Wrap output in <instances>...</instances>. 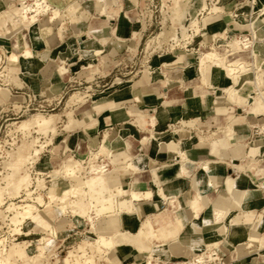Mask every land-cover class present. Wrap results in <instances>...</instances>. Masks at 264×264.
Wrapping results in <instances>:
<instances>
[{
	"label": "crops",
	"instance_id": "obj_1",
	"mask_svg": "<svg viewBox=\"0 0 264 264\" xmlns=\"http://www.w3.org/2000/svg\"><path fill=\"white\" fill-rule=\"evenodd\" d=\"M253 1L223 0L225 13L210 17L206 24L201 18L202 32L196 41L198 38L202 40L195 42L196 45L212 43L217 35L241 37L248 34L253 40L252 49L249 47L237 52L236 60L251 61L255 57L264 70V0H259L254 7ZM83 2L86 1L77 0L76 3L80 7ZM135 3L138 5L139 1ZM91 8V11L85 10L76 14V17L80 19L79 23L95 20L97 26L91 31H95L96 39L103 42L97 43L96 47L103 46L104 52L99 50L108 56L111 63L119 54L127 53L130 48L128 42L136 37L135 31L140 32L134 24L135 19L131 18L139 13L129 0H112L110 3L109 0H96ZM234 12H239V15L233 17L229 14ZM43 20L44 24L51 22L49 17L39 23ZM89 28L90 24L82 30L88 31ZM47 29L51 33L52 27L47 26ZM73 30L64 32L63 37L56 32L51 36L49 49L40 50L47 58L39 70H32L26 76L21 75L18 66L24 90L48 98L62 96L72 86L70 78L64 76L73 73L82 62H87V57L84 59L85 55H82L81 45V39L86 36ZM254 31L257 39H253ZM23 36L27 43L33 45L31 34L27 31L14 35L8 42L2 41L0 48L23 51ZM136 39L138 43L140 40ZM221 40L218 38L216 43ZM185 50L176 51L168 62L170 67H163L166 69L164 79L151 77L122 81V86L114 89L116 93L98 101L96 107L93 106L90 117L96 119L93 125L77 131L63 130L54 145L62 144L66 147L65 152L87 155L92 150H100L106 135H109L110 159L105 163L110 171L108 184L111 187L122 186L128 191L153 193L152 197L133 201L134 211L123 213V222L120 220L114 224L115 229L121 230L115 238L120 244L115 251L120 263L137 264L145 261L155 246L170 250L174 258L170 263L187 262L200 256L198 252L204 248L203 254L207 252L208 245L214 246L213 243H207L209 238L215 239L209 235L214 233L218 241L214 249L223 264H264V134L256 133L264 125V114L248 111L254 96H261L264 100V75L260 89L245 81L238 87L239 91L234 89L231 99L223 92L224 89L236 87L230 85V79L222 74L215 80L211 67L204 81L195 67L197 59ZM54 54L57 56L55 59ZM56 74L61 76L57 81L58 89L61 91L65 86L59 93L51 89L52 78ZM251 81L255 83L254 77ZM108 83L113 85L116 81ZM237 99L238 104L232 101L237 102ZM235 107L243 113L231 115ZM136 111L156 117L160 133L170 135L173 139L170 140L187 152V158L180 155L179 149L172 151L154 142L150 129L153 128L150 124L153 119L148 117V131L132 123L128 126L134 121ZM87 116L83 118L87 120ZM181 121L195 122L196 125L179 127L178 132L171 133V126ZM230 125L233 133L228 138L221 136L213 144L208 140L213 132ZM195 127L211 135L201 141ZM260 143L261 148L255 145ZM254 148H258L259 152L252 153ZM72 157L78 160L75 154ZM140 158H144V163L136 164V170L125 167ZM99 161L101 164L108 160ZM230 180L235 182L234 193L229 189ZM161 190L169 198L165 199ZM201 196L203 199H200ZM220 209L225 212V220L230 218H227V214L231 212V219L238 222L231 224L232 233L226 237L221 231V224L215 222L216 212ZM147 222L156 238L138 236L139 229ZM240 246L243 247L238 251Z\"/></svg>",
	"mask_w": 264,
	"mask_h": 264
},
{
	"label": "rangeland",
	"instance_id": "obj_2",
	"mask_svg": "<svg viewBox=\"0 0 264 264\" xmlns=\"http://www.w3.org/2000/svg\"><path fill=\"white\" fill-rule=\"evenodd\" d=\"M23 1L33 3L35 0H0V43L2 41L8 42L14 35L24 34L27 31L30 32L33 42V45H30L24 40V47L32 49L33 56L27 59L21 57V63H9L8 57L11 53L21 55L22 51H12L7 47L0 48V250L6 249V263L4 262V264H123L120 263L118 258L112 260L110 258L111 249L98 242L101 237L112 238L117 242L115 238L118 237L121 230L115 229L114 224L120 221L123 212H126L124 210L134 209V202H131L130 195L122 196L116 204V206L122 207L121 214L116 207L111 210H107V208L102 210V203H99V200H102L107 205L112 199L111 194L112 191L114 192V188L111 189L108 184L110 171L106 170V173L94 175L92 170L109 162L110 151L105 153L101 147L100 150H95V152L92 150L87 155H78L74 152L78 158L77 161L72 157L74 155L72 152H65L66 147H63L62 144L57 143L54 145L55 139L62 136L63 130L68 132L77 131L93 125L96 122V119L90 118L93 113V106L96 107L98 101L116 93L114 89L122 86V81H135L140 78L150 79L151 77L164 79L166 69L163 67H170L168 62L173 59L176 51L186 49L185 51H189L195 56L198 64V59L202 53L216 50L227 66L229 61L236 60L239 51L245 49L243 46L233 47L235 41L247 39L249 41L246 43L252 49L253 40L248 34L241 37L217 35L212 43L206 45L197 43L196 45L195 42H201L200 40H202V38H198L196 41V37L202 32L201 18L204 19V24H206L210 17L225 13L222 8L223 0H129L132 7L137 8L139 13V15H134L131 18L135 19L134 24L137 25L136 28L137 30L140 29V32L135 31L134 35L136 37L128 42L130 48L127 53L119 54L110 63L106 54L95 51L97 49L103 51V46L96 47L97 43L103 44V42L96 39L95 31H91L97 26L95 20L88 23H79L80 19L78 17L79 20H76V14L85 12V10L91 11V4L95 3L96 0H83L86 2L80 3V7L76 3L77 0H45L49 11L48 13L41 12L38 17L39 21L42 19L48 20L49 17L54 18L56 15L59 18L58 21L56 18L54 21L48 22L47 25L44 24V20L40 23L39 21L32 23L25 19L23 21L24 26L20 23L18 32H15V26L19 23L18 15L21 12ZM111 1L109 0V3ZM134 1H139L138 5ZM258 2L259 0H254L253 7ZM203 4L207 6V10H202ZM176 6L180 8V11L175 12ZM229 14L235 17L239 15V12ZM32 15L30 14V16ZM233 17L232 19H234ZM89 24L88 31L82 30ZM47 26L52 27L51 33L47 29L50 34L47 37H49L37 38L36 36L44 33V31L40 32L45 30ZM70 30L86 36L81 39V45L82 55H85V58H82L86 59L87 57L86 63L82 62L80 66L74 69L73 73L64 76L67 79L70 78L69 80L72 83L70 85L72 86H69L66 92L58 97L43 98L30 92L36 95L38 102L48 99L49 103L58 104L60 102V104L54 111L47 110L45 113L35 111L28 115L15 116L11 112L12 106L15 105V111H19L21 103L25 101L22 97L17 99L11 97L12 89L24 87L22 79L18 75V66L21 68V75L26 76L32 70H39L47 58V55L40 50L43 48L49 49L52 41L51 36L55 32L63 37V33L66 31L71 32ZM136 38L140 40L138 43ZM218 38L222 40L216 43ZM45 39H47V42L44 43ZM253 39H257L255 31L253 32ZM36 41L38 42L36 43ZM93 41L94 45L92 44ZM93 46L95 47L93 48ZM56 57L54 54L53 58ZM238 60L248 64L250 69L254 68L253 64L258 65L255 57L251 61ZM226 66L223 68L226 73L225 77L230 79V85L233 84L237 87L231 88L239 91L238 87L244 84L245 81L254 84L251 81L253 80L252 73H256L257 70L252 69L250 73L241 72L240 78H236L235 76H227ZM195 67L197 69V65ZM261 68L260 73L264 75L263 67ZM62 72L65 73V71ZM246 73L251 76H245ZM59 77L61 76L56 74L52 78L51 89L54 92L57 91V93L65 89V86L61 88V91L58 89L60 88L57 85ZM108 81H116V84H109ZM262 85L263 82L259 87L261 88ZM231 88L224 89V91ZM75 94H77L78 99L72 102L71 97ZM252 103L253 100H251ZM236 104H238V99ZM243 109L245 108L243 107ZM136 112L137 115H135L134 121L130 122L128 126H131L132 123L133 126L148 131L149 119L156 121V117L153 118L140 111ZM242 113L243 111L237 110L235 107L231 115L237 116ZM259 114H264V110ZM84 115H88L87 120L83 118ZM33 117H38L41 120L49 119L50 125L41 132L36 129L31 134L26 135L18 127L21 122ZM153 120L150 124H153ZM195 125V122L181 121L180 124L171 126V133L178 132L179 127L185 128ZM153 128L150 129H152V136L156 144L173 140L170 135L160 133L158 123L157 128H154V130ZM196 129L197 136L201 141L211 135V133H202L200 127ZM229 130L224 128L222 132V129H220L221 135L216 134L218 137L213 138L212 143L221 136L228 138L233 133V130ZM157 136L159 139H157ZM105 139L107 140L106 146L109 148V135H106ZM255 145L260 146L262 143ZM35 150H38L37 154ZM258 152V148H254L252 151V153ZM101 159L108 161L100 164L99 160ZM16 163L17 165H15ZM68 166H73L78 174L77 176H79L76 179H68L67 177L68 183L73 184L75 187H79L80 182L86 184L80 187V193L69 194L65 202L60 199L51 200V193L60 184L58 177ZM38 170L41 172L39 173ZM55 172H58V176H54ZM27 177L29 178L28 186L26 185L27 181H25ZM72 201L83 202L74 205L71 204ZM28 203L37 205L35 206V213L40 211L42 216L50 220L57 231L56 236L49 229L32 224L30 220L17 225L18 227L12 224V218L17 211H21V207ZM230 213L227 214V218L230 217L227 220L231 224L233 222L238 223L231 219ZM224 218H226L225 214ZM121 221L123 222V219ZM221 231L225 235L224 230L221 229ZM209 235L215 237L209 244L213 243L214 246H217L218 241L215 234ZM214 246L208 245L206 251L208 250L211 253L214 251ZM204 251L205 248L198 254L202 255ZM69 256L72 258L66 262L65 260ZM148 258H151L153 264L159 262V259L163 260L165 264L174 261L172 255L168 259L158 253L152 254V252Z\"/></svg>",
	"mask_w": 264,
	"mask_h": 264
},
{
	"label": "bare ground",
	"instance_id": "obj_3",
	"mask_svg": "<svg viewBox=\"0 0 264 264\" xmlns=\"http://www.w3.org/2000/svg\"><path fill=\"white\" fill-rule=\"evenodd\" d=\"M202 7H201L202 10H207V6L206 5L203 4ZM48 11H49V9H48V6H47L45 0H35L33 3H28V2H24L23 1V6L21 7V12L18 15L19 23H18L17 26H15V32H18V27H19L20 23L23 24V21H25V19L31 21L32 23L35 22V21L37 22V21H39V19H38L39 14L41 12L48 13ZM178 11H180V8L178 6H176L175 7V12H178ZM30 14L31 15L34 14V15L30 16ZM56 18H57V15L54 18L50 17V21L52 22ZM58 19L59 18H57V21H58ZM76 20L78 21L79 19L76 17ZM23 26H24V24H23ZM60 30H62V29H60ZM48 32H49L48 30H44L43 34H40L39 36H36V37L37 38H40V37L41 38L42 37L46 38L47 35L49 34ZM159 37H160V35H159ZM94 38H92V39H94ZM94 41H96V40H94ZM94 41L92 43L93 45H94ZM247 41H249V40H247V39H245V40H236L234 45H233V47L238 48L240 46H243L246 49H248L249 48V44L246 43ZM37 42L38 41H36V43ZM94 47L95 46H93V48ZM95 51H98V52L101 53V51L99 49H97ZM32 52H33V50L30 49L29 47H24L21 55H18L16 53H11V55L8 57V62L9 63H18V62H20L21 57H25L27 59V58L33 56ZM224 66H226V64H225L224 60L221 58V55L216 50H213V51H209V52H205V53L201 54L200 58L198 59L197 70H198V73L200 74V77L202 76L203 80L205 81V77L208 74L209 69L212 67L213 70H214V79L218 80L219 77L222 74L224 76L226 75V73L223 71ZM253 67H254V68H252L253 70H255V71L257 70L256 73L255 72L252 73V76L254 77V82H255L254 85H255V87H259L261 79L263 78V74L260 73L262 71L261 70L262 68H261L260 65H255V64H253ZM226 69H227V76H229V77L230 76H235L236 78H240L241 72L250 73L251 70H252V69H250L248 64L242 62L241 60L229 61L227 66H226ZM247 73H246L245 76L249 75ZM249 76H251V75H249ZM223 92H227L229 94V96H231V99H233V94H234V89L233 88H231L230 90H226V91L223 90ZM254 97L255 98H254V101H253V106L250 107L248 111L251 112V113L259 114L260 112H262L264 110V100H263V98L261 96H254ZM77 99H78L77 94H75L74 96L71 97V101L72 102H74ZM232 101L234 103H237L234 100H232ZM41 113H45V112H41ZM49 125H50V120L49 119L41 120V119H38V117H33V118H31V119H29L27 121L21 122V125L18 128H19V130L24 132L26 135H28V134H31V132L36 130V129H39L38 131L41 132L42 130H45ZM152 126L154 128H157V122L155 120H153ZM154 128H153V130H154ZM227 129H230L229 131H231V130H233V127L230 125V126L227 127ZM258 131H259L258 134H262V133L264 134V125H263V127L258 128ZM222 132H223V129H222ZM216 134H218L219 136L221 135L219 130L213 132L212 135L208 139L211 143H212V139L213 138H217L218 137V135H216ZM145 140L147 141L148 139H145ZM106 143H107V140L105 139L103 141V146H102V151L105 152V153L110 151V149L106 146ZM213 143H216V142L214 141ZM157 144L159 146H164L165 145V147H167L168 149H171L172 151H174L176 149H179L180 155H182L183 158H185V159L187 158V152L183 151L179 147V144L174 142V141H168V142H166L164 144H162L161 142H158ZM35 152L37 154L38 150H35ZM143 159L144 158H140V159H138L136 161L130 162L129 164L126 165V168L135 169V165L136 164L144 163ZM15 165H17V163ZM106 170H108V166L104 165V166H101L99 168H94L92 170V172H93L94 175H97L99 173H106L107 172ZM38 171H39V173L41 172L40 170H38ZM77 175L78 174L76 173V170H75V168L73 166L66 167V169L62 172V174L58 177V180H59L60 184H59L58 188L53 190V192L51 193V195H50L51 200L60 199L62 202H65L67 200V197L69 196V194L80 193V187L85 185L86 184L85 182H80L79 183V187L78 186L75 187L73 184L71 185L67 181V177H68V179L69 178H71V179L79 178V176H77ZM54 176H58V172H55ZM28 179H29L28 177L25 179V181H27V183H26L27 186L29 185ZM228 183H229L230 191L232 193H234L235 192V189H234L235 188V182L230 180ZM110 188L111 189L114 188V192L112 191V194H111V198L112 199L108 202L107 205L104 204L105 202L102 201V200H99L100 201L99 203H102V207H103L102 210L104 208H105V210H106V208H107V210H109V209L111 210V209L116 207V209L118 210V212L120 214L122 213V207L116 206V204L119 202V200H120V198L122 196L130 195L129 197H131V200H132L131 202L140 200L141 198H145V197L147 198V197H152L153 196L152 192H147L145 194L140 193L138 191H134V190L128 192L127 189H125L122 186H117V187H113V188L110 186ZM27 191H28V189H27ZM28 192H30V191H28ZM160 193L165 199L169 198V196L167 194H165L163 190H161ZM200 199H203V197L201 196ZM236 200L238 201L237 197H236ZM82 202L83 201H79V203H81V204H82ZM79 203L77 201H72L71 202V204H74V205H78ZM35 206H37V205H33V203L32 204L28 203V204H25L24 206L21 207V211H17L16 210L17 213L12 218V224L17 226L19 224L27 222V220H30L32 224H37L40 227H43L45 229H49L51 231V233L56 236L57 235V231L54 228V226L52 225V223L50 222V220L45 218L44 216H42L40 211H37L35 213V209H36ZM124 211H126L127 213H132L134 210L130 209L128 211L127 210H124ZM224 214H225V212L223 210H221V209L218 210L216 212L215 222L217 224H221L222 225V229L224 230V234H225L224 236H228V235H230L232 233V226H231V223L228 220H225ZM122 219H123V217L120 220H122ZM179 223H180V225L183 226V223L181 222V220L179 221ZM196 230H198V229H196ZM140 237L141 238H145V239L156 238L157 237L149 222L143 224L142 228L140 229ZM212 240H214V239L213 238H209L207 240V243H209ZM98 242L101 243V245L106 246L109 249H111V251H110L111 254L110 253L109 254H110V258L112 260L117 258L116 255H115V251H116V247L118 246L119 243L115 242L112 238L106 239L104 237H101ZM242 247L243 246H240L238 248V251L241 250ZM154 253L155 254L158 253L160 255H163L164 257H166L168 259L171 257V252L164 246H158L157 248L152 250V254H154ZM5 255H6V249L3 248L2 250H0V264H4ZM70 258H72V257L69 256L65 261L67 262ZM218 261H220V262H218ZM219 263L223 264V262L221 261L219 253L217 252L216 249H214V251H212L211 253H209V251H207L204 254H202V255H200V256H198V257H196V258H194V259H192L190 261H187V262L167 263V264H219ZM137 264H153V263L151 261V258H148L145 261L139 262ZM154 264H159V262H155Z\"/></svg>",
	"mask_w": 264,
	"mask_h": 264
},
{
	"label": "built area",
	"instance_id": "obj_4",
	"mask_svg": "<svg viewBox=\"0 0 264 264\" xmlns=\"http://www.w3.org/2000/svg\"><path fill=\"white\" fill-rule=\"evenodd\" d=\"M1 51V49H0ZM12 89V88H11ZM11 97L12 98H24V103H21V109L19 111H15V105L12 106V114H14L15 116H18V115H28L32 112H35V111H41V112H46L47 110H50V111H54L56 110V108L59 106L60 102H58V104H54V103H49V100L48 99H44L42 100L41 102H38L37 101V97L36 95L30 93L29 91L27 90H24V88H14L12 89V92H11ZM56 102H57V99H56ZM8 115V114H7ZM258 129H257V135H258ZM193 257V256H192ZM191 258V257H190ZM221 261H223L221 259ZM220 262V261H218ZM159 264H164V262L162 260L159 261ZM220 264V263H219Z\"/></svg>",
	"mask_w": 264,
	"mask_h": 264
}]
</instances>
